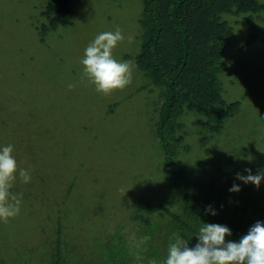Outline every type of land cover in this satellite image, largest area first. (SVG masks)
I'll return each instance as SVG.
<instances>
[{"label": "rangeland", "instance_id": "rangeland-1", "mask_svg": "<svg viewBox=\"0 0 264 264\" xmlns=\"http://www.w3.org/2000/svg\"><path fill=\"white\" fill-rule=\"evenodd\" d=\"M46 2L0 0V149L13 145L19 167L32 176L26 184L17 177L11 189L22 194L20 214L8 223L0 220V256L8 264L36 258L45 242L54 241V212L62 216L64 240L90 259L96 253L91 249L97 247L96 235L109 238L120 225L132 229L133 210L169 193L163 147L155 136L159 89L150 86L136 65L132 83L107 96L81 80L86 47L117 26L125 40L113 55L134 62L141 0H71L66 23L41 40ZM230 25L219 78L223 98L239 99L240 105L214 137L200 134L198 114H182L184 138L181 143L170 140L169 146L190 174L194 166L227 163L235 168L232 174L245 176L243 163L229 162L230 157L242 158L244 148L249 151L243 161L254 164L257 174L264 172V10L250 19L246 14L232 17ZM203 175L216 186L238 185L239 194L250 185L230 173ZM249 190L243 215L262 222L264 179ZM50 221L54 223L46 226ZM128 235L141 243L135 231Z\"/></svg>", "mask_w": 264, "mask_h": 264}, {"label": "trees", "instance_id": "trees-1", "mask_svg": "<svg viewBox=\"0 0 264 264\" xmlns=\"http://www.w3.org/2000/svg\"><path fill=\"white\" fill-rule=\"evenodd\" d=\"M70 1L47 0L41 12L46 18V23L39 26L41 40L48 31L66 23L65 15L70 11ZM141 2V34L134 62L149 80L150 86L159 89L161 105L154 122L155 136L163 147L169 193L155 202L142 203L133 210L130 220L135 225L132 229L126 230L120 225L114 228L118 233L113 231L109 238L96 235L97 247L91 248L96 253L90 259H86L79 249L75 251L76 248L64 240L62 216L54 212L55 219H58L54 241L45 242L42 254L36 258L29 261L16 259L18 264H163L174 233L189 240V247H194L198 242L195 235L203 222L227 226L232 235L226 236V241L235 242L255 224L252 220L254 217L250 219L243 215L247 211L249 187L251 185L252 189L255 184L245 186L247 192L239 194L229 191L233 187L231 184L216 186L203 177L206 173L219 172L223 176L230 173L238 181L237 174L231 173L235 168L227 167V163L210 167L194 166L195 171L190 174L187 165L177 161L178 156L169 143L170 140L182 142L186 132L182 129L184 126L180 117L185 112L198 114L200 134L208 132L212 137L220 133L224 122L235 114L240 100L226 101L223 98L219 78L224 65L222 56L225 44L233 30L230 19L240 14H246L250 19L252 14L264 10V3L258 0ZM177 130L182 133L178 134ZM206 138H200L201 145H204ZM248 151L244 148L242 158L230 157L229 162L237 161L239 166L243 163V168L251 169V174L256 175V166L243 161ZM257 163L261 165V162ZM213 212L216 214L213 215ZM52 223L54 221L46 226ZM131 231L142 238L140 244H135L133 235L129 237ZM71 254H76V259ZM0 264L8 263L0 256Z\"/></svg>", "mask_w": 264, "mask_h": 264}, {"label": "clouds", "instance_id": "clouds-1", "mask_svg": "<svg viewBox=\"0 0 264 264\" xmlns=\"http://www.w3.org/2000/svg\"><path fill=\"white\" fill-rule=\"evenodd\" d=\"M127 39L132 42L133 37ZM124 40L119 26L114 31L102 32L89 43L80 61L83 66L81 80H87L98 93L105 96L124 90L133 81L134 62L118 60L113 55L114 49ZM68 87L71 89L74 85L69 84ZM13 151L11 144L0 149V220L4 223L21 211L22 194L11 191L17 177L25 184L32 179L29 169L19 167ZM245 171L249 174L244 176L237 173V179L259 187L264 172L253 175L251 169ZM229 191L238 192L240 187L233 185ZM231 235L227 226L203 222L195 235L198 242L194 247H189V240L174 233L163 264H264V222L257 221L238 242L226 241V236Z\"/></svg>", "mask_w": 264, "mask_h": 264}]
</instances>
